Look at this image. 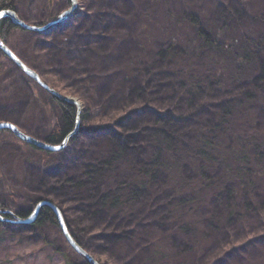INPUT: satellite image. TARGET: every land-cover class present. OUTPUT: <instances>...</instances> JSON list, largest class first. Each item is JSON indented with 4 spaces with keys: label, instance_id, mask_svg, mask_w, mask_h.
Listing matches in <instances>:
<instances>
[{
    "label": "trees",
    "instance_id": "trees-1",
    "mask_svg": "<svg viewBox=\"0 0 264 264\" xmlns=\"http://www.w3.org/2000/svg\"><path fill=\"white\" fill-rule=\"evenodd\" d=\"M39 2L0 0V10L43 25L71 4L57 0L53 11V0ZM222 6L233 17L206 14L201 0H77L67 19L39 32L1 18L0 40L82 110L59 151L0 131V161L27 170L20 189L6 187L0 171V209L25 218L38 201L54 203L97 264H264V29L238 27ZM148 113L150 129L127 131ZM76 118L74 104L0 49V121L58 145ZM15 229L38 236L63 264H90L49 208L32 224L0 220L1 233Z\"/></svg>",
    "mask_w": 264,
    "mask_h": 264
},
{
    "label": "rangeland",
    "instance_id": "rangeland-1",
    "mask_svg": "<svg viewBox=\"0 0 264 264\" xmlns=\"http://www.w3.org/2000/svg\"><path fill=\"white\" fill-rule=\"evenodd\" d=\"M53 1L54 3L51 5V9L56 11L58 10V6H56L57 0ZM46 2L47 0H40L39 4L40 6H43ZM201 2L206 14L210 13V11H214L215 13L223 14L226 17H233V15H229L230 11L224 12L220 8L222 5H227V7L233 11L238 27L242 29H253L254 33L264 29V0H201ZM235 10L239 12L246 10V14L249 15V17H245L244 13L237 14V11ZM61 13L62 12H60V14ZM157 16L162 17L163 15L160 13L157 14ZM255 16H259L262 20L257 21L256 19H253ZM159 34H162V32H159ZM122 55L123 56L119 57L118 60H123L125 62L127 60L126 57H129L130 53L126 52L122 53ZM13 74H15L14 70L7 69L4 77L11 78L13 77ZM79 102L82 104L80 100ZM19 108H16L18 109L17 112L20 110ZM100 121L101 120H93L92 124L95 125ZM151 123V115L149 113L147 115L138 114L133 120L130 119L128 121L126 129L131 133L135 130L133 127H137V125L141 124L147 126V129H150L149 127ZM145 135L147 134H144L143 138L147 140ZM6 149V147L1 149L0 155L3 154ZM20 152L25 153L23 148L20 149ZM26 153H28V151H26ZM144 153L146 152L144 151ZM143 157L144 154H140L136 157L137 161H142ZM7 158L8 159H4V162L0 161V171L5 175L3 176L4 184L11 189H20L23 182L19 175V170H21L20 172L26 173L27 170L24 169L26 164L23 165L20 163L19 166L17 163H14L10 157ZM64 175L58 174L55 179H59L60 177V179H63ZM29 178L30 180L26 181L25 186H28L30 192L33 193L38 186V182L35 179L34 173L29 172ZM46 182L51 183L50 180H47ZM200 214L201 213L198 212V215ZM52 237L56 242H60L55 231L52 232ZM0 264H63V262L61 256L53 252L49 247H46L38 236H31L28 232L15 229V231L11 233H1L0 231Z\"/></svg>",
    "mask_w": 264,
    "mask_h": 264
},
{
    "label": "water",
    "instance_id": "water-1",
    "mask_svg": "<svg viewBox=\"0 0 264 264\" xmlns=\"http://www.w3.org/2000/svg\"><path fill=\"white\" fill-rule=\"evenodd\" d=\"M71 4L69 6V8H67L65 11H63L56 19L47 22L46 24L43 25H32V24H28L25 23L24 21L20 20L16 14L10 10V9H3L0 10V13H3V15H0V19L1 18H9L11 19V21L17 25L18 27L24 29V30H28V31H44L46 29H48L51 25H54L56 23L59 22H63L65 19H67L71 13L74 11V9L77 7V0H70ZM0 49L5 53V55L11 60L13 61L16 66L21 69V71H23L27 76H29L31 79H33L38 85H40L43 89H45L46 91H48L49 93H51L52 95L63 99L65 101H68L72 104H74L77 108V118H76V124H75V128L73 129L72 132H70L64 139L63 141L58 144V145H52L49 143H46L42 140L36 139L30 135L25 134L24 132H22L16 125H14L11 122L8 121H1L0 122V131L1 130H9L11 131L18 139H20L21 141L30 144L32 146H35L41 150L44 151H49V152H55V151H59L61 149H63L69 138L76 133L78 125H79V114L82 110V106L81 103L79 102L78 99H76L75 97L72 96H66V95H62L59 92H57L56 90L52 89L51 87H49L48 85H46L41 78L39 77V75L34 72L33 70H31L30 68H28L1 40H0ZM43 208H49L53 211L60 231L64 237V239L66 240V242L68 243V245L79 255H81L82 257H84L90 264H97L94 260V258L87 253L84 249H82L74 240L73 238L70 236L66 224L64 222L62 213L60 211V209L52 202L48 201V200H40L36 203V205L34 206V208L32 209V211L25 217V218H21L19 216H17L15 213L8 211V210H1L0 209V220L1 221H8V222H13V223H19V224H32L36 221V219L39 217L40 211ZM3 214H9L12 219H8V218H4L2 215Z\"/></svg>",
    "mask_w": 264,
    "mask_h": 264
},
{
    "label": "snow or ice",
    "instance_id": "snow-or-ice-1",
    "mask_svg": "<svg viewBox=\"0 0 264 264\" xmlns=\"http://www.w3.org/2000/svg\"><path fill=\"white\" fill-rule=\"evenodd\" d=\"M73 2H74V0H73ZM0 15H3V13H0Z\"/></svg>",
    "mask_w": 264,
    "mask_h": 264
}]
</instances>
